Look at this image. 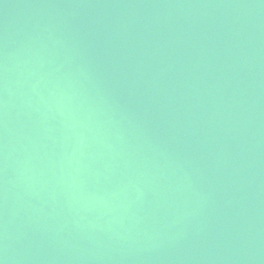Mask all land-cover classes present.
I'll use <instances>...</instances> for the list:
<instances>
[{"label":"water","instance_id":"obj_1","mask_svg":"<svg viewBox=\"0 0 264 264\" xmlns=\"http://www.w3.org/2000/svg\"><path fill=\"white\" fill-rule=\"evenodd\" d=\"M0 264H264V0H0Z\"/></svg>","mask_w":264,"mask_h":264}]
</instances>
